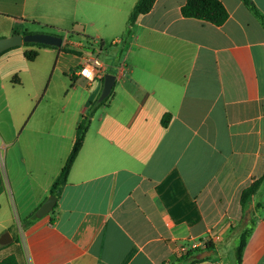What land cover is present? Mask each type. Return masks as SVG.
Returning <instances> with one entry per match:
<instances>
[{"label": "crops", "instance_id": "crops-1", "mask_svg": "<svg viewBox=\"0 0 264 264\" xmlns=\"http://www.w3.org/2000/svg\"><path fill=\"white\" fill-rule=\"evenodd\" d=\"M137 1L0 0V38L25 24L77 27L115 43L116 59L59 199L24 229L103 80L74 73L85 53L41 49L54 57L49 76L23 45L0 54V236L10 237L0 260L168 264L182 246L211 241L215 255L197 264H230L221 250L242 226L240 194L264 176V26L241 0H218L221 26L182 17L185 0H156L122 45ZM250 1L264 16V0ZM261 199L259 190L249 211ZM254 218L241 264H264V216Z\"/></svg>", "mask_w": 264, "mask_h": 264}, {"label": "trees", "instance_id": "trees-1", "mask_svg": "<svg viewBox=\"0 0 264 264\" xmlns=\"http://www.w3.org/2000/svg\"><path fill=\"white\" fill-rule=\"evenodd\" d=\"M156 0H138L134 5L132 11L126 22V29L121 37L122 45L126 42L127 37L130 34V27L134 25L139 16L147 14L153 7ZM243 4L252 12L264 26V16L255 7V5L250 0H241ZM181 15L184 18H193L208 22L215 26H221L228 18V13L222 3L218 0H185L184 5L180 9ZM24 32L23 35H25ZM87 39V38H86ZM101 44H103L101 42ZM23 46H36L37 48L52 47L41 44L26 43ZM55 48V47H52ZM60 51L65 53H70L74 55H82L88 52L87 48H78L74 45L65 41L64 44L59 48ZM92 52V51H91ZM38 56L36 50H26L24 52V57L27 61L32 62ZM110 94L108 95V97ZM106 97L103 101H94L90 108L87 110L86 114L82 117L79 122L74 136V141L69 153V156L64 163L58 177L53 182L50 189V196H53L56 200L59 199L64 186L67 183L68 175L72 168V165L82 147L84 137L88 131L91 118L95 110L104 104L108 99ZM165 125L166 122H163ZM264 182V176L260 179L252 182L248 187L242 190L240 194V206H241V219L242 226L237 229L236 244L232 247L231 255L229 258L230 264H241V257L243 250L246 246L247 240L253 230L255 214H260L262 210V204L258 203L254 206L253 211H249V207L252 204L253 197L259 192L262 184ZM255 211V212H254ZM35 219V214L33 213L27 219L22 222V226L25 229V224L29 223L30 220ZM215 255V245L211 241H201V244L193 248H187L185 251H178V253L172 258L168 264H197L199 262L210 260ZM0 264H19L14 255H9L2 260Z\"/></svg>", "mask_w": 264, "mask_h": 264}, {"label": "rangeland", "instance_id": "rangeland-1", "mask_svg": "<svg viewBox=\"0 0 264 264\" xmlns=\"http://www.w3.org/2000/svg\"><path fill=\"white\" fill-rule=\"evenodd\" d=\"M23 28H26V30H23L21 32L22 35L24 34V32H26V34H38V35L54 36V37L62 39L63 40L62 44H64V42L68 41V40H73V41L74 40L75 41L76 40H78V41L82 40V42L84 44V47L89 48L88 52H85V54L88 53V55L91 54V55L97 56L102 62H105L107 64L115 62V60H116L114 58L115 46L113 45L112 42H110L109 40H107V41L104 40L105 43L101 44V41H99L97 39V37L92 36V35H89L88 39H83V37L77 36V34L80 32V30L77 27H74L73 29L69 30L68 32H60L59 30H55L53 28H44V27L43 28H37L35 26H28L26 24H25V27H23ZM32 30H36V31L34 33H28V32H32ZM101 47L103 48L102 52L98 54V52H99L98 50ZM25 48L30 49V50H36L38 52V57L36 59V61H37L36 63H38V65L45 64L43 66H46V68H47V70H46L47 71V76H49V74L52 71L54 57H50V55L42 54L41 49H43V48H37L36 46H27ZM48 48L57 49V48H52V47H48ZM77 67H78V65L74 69L75 73L77 71H79V67L78 68ZM109 72L113 73V71H111V69L109 70ZM55 75H58V74L56 73ZM80 78H82V77H80ZM96 101H98V99ZM260 193H261V196H262V199H261L262 203L261 204L264 206V182H263V184H262V186L260 188ZM260 215L264 216V208L261 210ZM235 244H236V240L234 241V243L232 242V244H230L228 246L229 249L227 248V245L223 246L224 248L221 250L222 255L223 256L226 255L229 258H230L231 255L233 256V254L231 253V249H232V247ZM187 247H189V246H187Z\"/></svg>", "mask_w": 264, "mask_h": 264}, {"label": "water", "instance_id": "water-1", "mask_svg": "<svg viewBox=\"0 0 264 264\" xmlns=\"http://www.w3.org/2000/svg\"><path fill=\"white\" fill-rule=\"evenodd\" d=\"M26 43L41 44L46 46H52L55 48H60L62 46L63 40L54 36L49 35H38V34H14L10 37L0 38V54L6 50L14 47H20ZM115 77L111 74H105L103 77V86L98 98V102L103 101L110 94ZM56 204V199L50 196L46 201L39 207L35 215L37 218H41L48 213H50ZM10 242V237L7 233L0 236V245H6Z\"/></svg>", "mask_w": 264, "mask_h": 264}, {"label": "built area", "instance_id": "built-area-1", "mask_svg": "<svg viewBox=\"0 0 264 264\" xmlns=\"http://www.w3.org/2000/svg\"><path fill=\"white\" fill-rule=\"evenodd\" d=\"M114 44L115 43H113V45ZM78 67L79 71L74 73L77 76L85 79L87 82L91 83L98 79L103 80L104 75L106 74L107 70L111 68V65L102 62L97 56L91 54L88 55V53H86L81 56V62ZM196 246L197 244H192L189 247L193 248ZM189 247L182 246L179 251H185Z\"/></svg>", "mask_w": 264, "mask_h": 264}]
</instances>
